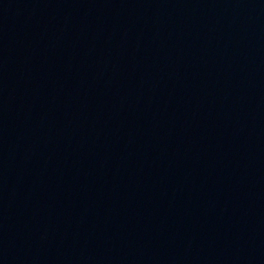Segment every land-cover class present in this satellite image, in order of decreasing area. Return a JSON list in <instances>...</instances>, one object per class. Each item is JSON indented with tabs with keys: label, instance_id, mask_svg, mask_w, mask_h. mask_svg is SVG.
Wrapping results in <instances>:
<instances>
[{
	"label": "water",
	"instance_id": "obj_1",
	"mask_svg": "<svg viewBox=\"0 0 264 264\" xmlns=\"http://www.w3.org/2000/svg\"><path fill=\"white\" fill-rule=\"evenodd\" d=\"M0 264H264V0H0Z\"/></svg>",
	"mask_w": 264,
	"mask_h": 264
}]
</instances>
